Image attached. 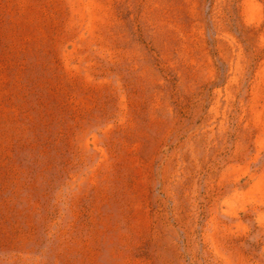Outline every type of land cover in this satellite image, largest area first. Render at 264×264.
Segmentation results:
<instances>
[{"label": "rangeland", "instance_id": "1", "mask_svg": "<svg viewBox=\"0 0 264 264\" xmlns=\"http://www.w3.org/2000/svg\"><path fill=\"white\" fill-rule=\"evenodd\" d=\"M0 264H264V0H0Z\"/></svg>", "mask_w": 264, "mask_h": 264}]
</instances>
